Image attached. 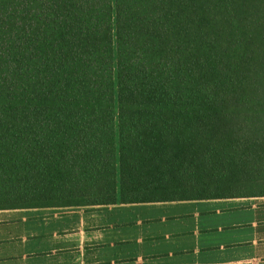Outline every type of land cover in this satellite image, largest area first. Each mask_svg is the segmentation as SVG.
<instances>
[{
	"label": "trees",
	"instance_id": "obj_1",
	"mask_svg": "<svg viewBox=\"0 0 264 264\" xmlns=\"http://www.w3.org/2000/svg\"><path fill=\"white\" fill-rule=\"evenodd\" d=\"M264 195V0H0V209Z\"/></svg>",
	"mask_w": 264,
	"mask_h": 264
},
{
	"label": "crops",
	"instance_id": "obj_2",
	"mask_svg": "<svg viewBox=\"0 0 264 264\" xmlns=\"http://www.w3.org/2000/svg\"><path fill=\"white\" fill-rule=\"evenodd\" d=\"M186 202L255 213L220 223L216 238L201 212L180 230L181 214L172 222L160 215L163 205ZM260 209L264 195L0 209V264H264Z\"/></svg>",
	"mask_w": 264,
	"mask_h": 264
},
{
	"label": "rangeland",
	"instance_id": "obj_3",
	"mask_svg": "<svg viewBox=\"0 0 264 264\" xmlns=\"http://www.w3.org/2000/svg\"><path fill=\"white\" fill-rule=\"evenodd\" d=\"M251 203L250 201H247L246 204ZM174 204V203H173ZM171 203H167L162 206V209L159 211L160 215L164 214L167 215L168 222H172V220H176L175 215L181 214L178 219L177 223H174L176 229L180 230L182 229V226L180 224H183L184 228L188 227V224L190 222H193L192 212H201V217H206L207 225L212 230L211 232H215L216 238H218V225L220 223H224L226 220L228 223H233L236 221L237 218H248L252 216L255 212L250 211L248 209L246 210H226L224 208L227 207H233V203L227 202V203H218V202H210V203H202V204H191L189 202L186 203H180L173 205ZM222 209L223 211H219L218 209ZM264 213V209L258 210V214L261 215ZM204 224L202 221L201 225ZM188 244V242L184 241L183 239H177V245H183Z\"/></svg>",
	"mask_w": 264,
	"mask_h": 264
}]
</instances>
